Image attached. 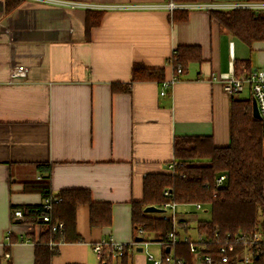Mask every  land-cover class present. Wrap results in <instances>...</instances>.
Wrapping results in <instances>:
<instances>
[{
    "label": "crops",
    "instance_id": "0c3cea01",
    "mask_svg": "<svg viewBox=\"0 0 264 264\" xmlns=\"http://www.w3.org/2000/svg\"><path fill=\"white\" fill-rule=\"evenodd\" d=\"M167 1L23 0L6 13L0 0V264H34L39 227L13 217V209L44 198L24 192L23 182L49 177L53 194L85 189L93 202L111 205V225L90 227L89 207L79 204L82 241L60 243L51 261L100 264L93 244L133 241L131 204L141 200L145 177L167 172L174 138L229 145L230 97L216 78L234 72L236 62L264 71V41L247 46L209 15L245 0H193L202 8L188 10L185 22L144 8ZM98 6L109 8L86 40V10ZM178 46H198L202 61L190 63L164 95L157 82L111 91L112 83H129L135 63L164 68L170 81L167 60ZM9 236L16 240L6 253ZM135 253L143 255L136 257L140 264L149 263L144 252Z\"/></svg>",
    "mask_w": 264,
    "mask_h": 264
},
{
    "label": "trees",
    "instance_id": "16d2710c",
    "mask_svg": "<svg viewBox=\"0 0 264 264\" xmlns=\"http://www.w3.org/2000/svg\"><path fill=\"white\" fill-rule=\"evenodd\" d=\"M22 1L4 0L5 12H11ZM172 1L193 2V0ZM102 15V10H86L84 24L86 40L90 38L91 29L99 25ZM209 15L222 29L247 46L253 42L264 41V11L240 8L209 10ZM187 19L188 11L183 9L174 10L170 16L172 22H185ZM201 61V50L198 46H178L173 50L167 63L174 74L177 69L183 74L190 63ZM242 64H244L243 70L240 69ZM235 65L236 76L242 71L249 73L251 70L248 61L236 62ZM163 81H165L164 68H146L135 63L131 67L129 83H112L111 91L129 92L133 83ZM229 97V145L216 147L210 137L174 138L173 160L168 162L175 164L174 172L145 177L141 200L131 204L134 235L136 229L142 228L145 233H153L156 239L164 238L171 231V222L162 221L158 214L145 213L143 209L146 206L168 202L176 205L200 204L208 207L209 220L197 222L196 229L211 238L214 235L219 236V239L232 238L240 233H250L258 228H264V121L252 117L250 93L247 98ZM37 167L47 172L50 168L46 164H38ZM222 175L225 176L224 180L220 185H216L217 178ZM22 185L24 192L38 193L43 198L58 199L57 202L52 201L50 211L43 209V204L18 208L22 213L21 220L32 225L39 224V231L34 237V264H51L52 258L58 253L60 243L82 241L75 227V209L79 204H86L89 207L90 227L111 225V205L93 202L88 190L69 189L53 194L49 177L23 182ZM165 192L168 194L166 195ZM46 215L50 217V221L38 223L39 219ZM57 223H62L63 227L53 231L52 228ZM15 240L12 236L8 237V245L4 248L6 253L9 252V245ZM133 242H137L136 236L133 237ZM113 262L131 264V256L124 252L119 261Z\"/></svg>",
    "mask_w": 264,
    "mask_h": 264
},
{
    "label": "built area",
    "instance_id": "2783aa9c",
    "mask_svg": "<svg viewBox=\"0 0 264 264\" xmlns=\"http://www.w3.org/2000/svg\"><path fill=\"white\" fill-rule=\"evenodd\" d=\"M39 2H50V0H32ZM56 3V1H52ZM62 3V2H61ZM70 5L71 3H62ZM109 7H96L91 10H106ZM145 9L165 10L172 13L174 10H192L202 8L197 4H181L168 0L163 5H149ZM250 9L253 11H264V0L257 2L232 4L224 6L221 10L230 9ZM169 59V58H168ZM180 69L170 81L162 82L161 95L166 93V89L180 75ZM221 83L224 91L228 96H238L244 90L248 89L252 100L256 102L257 111L261 121H264V71L260 69H252L249 73L242 71L238 76L234 72L221 74L216 78ZM264 146V140H263ZM175 164L168 163L165 169L168 173H173ZM225 176L222 175L216 180V185H220ZM167 195L168 193L165 192ZM52 201L57 202L55 198H44L43 207L50 211ZM161 210L159 218L162 221L171 222V231L164 238L150 240L145 237L142 228L136 229V238H141L140 242H131L127 245L114 242L110 237L102 239L98 243L92 245V250L97 254L100 264H112L113 261H119L127 252L131 255L136 252L137 247L142 249L144 257L149 264H264V228H258L250 233H240L232 238L219 239V236L208 237L206 233L199 232L196 229V239H191L187 233L188 224L185 221L177 220L176 208L178 205L172 202L153 205ZM196 210H201L202 205L193 206ZM13 217L22 219L20 210L13 211ZM50 217L48 215L39 219L38 223H48ZM39 225V224H37ZM63 224L57 223L52 230L62 229ZM155 246V252L149 251L150 247ZM126 248V249H125ZM8 257V254H5Z\"/></svg>",
    "mask_w": 264,
    "mask_h": 264
},
{
    "label": "rangeland",
    "instance_id": "374dc122",
    "mask_svg": "<svg viewBox=\"0 0 264 264\" xmlns=\"http://www.w3.org/2000/svg\"><path fill=\"white\" fill-rule=\"evenodd\" d=\"M249 0H245L244 3H248ZM249 95L248 89L244 90L238 95L239 98H247ZM177 220L185 221L188 224V229L186 235H188L192 240L196 239V225L199 221H207L210 218V210L208 207H203L201 210H196L193 206L178 205L176 208ZM155 214V213H153ZM135 236V235H134ZM146 238H150L148 234H145ZM152 239L154 236L151 237ZM149 251L155 252L156 248L152 245L148 249ZM134 257L131 258V264H140L136 257L143 256L142 254H136L135 252H130ZM112 264H116L113 262ZM149 264V263H148Z\"/></svg>",
    "mask_w": 264,
    "mask_h": 264
},
{
    "label": "water",
    "instance_id": "95a60500",
    "mask_svg": "<svg viewBox=\"0 0 264 264\" xmlns=\"http://www.w3.org/2000/svg\"><path fill=\"white\" fill-rule=\"evenodd\" d=\"M252 117H253L254 119H256V120H260V117H259V114H258V111H257V107H256V102H255L254 99L252 100ZM143 211H144L145 213H155V214L161 212L160 209L154 207L153 205L146 206V207L143 209ZM136 240H137V242H140V241H141V238L137 237ZM136 251H137V252H141L142 249H141L140 247H137Z\"/></svg>",
    "mask_w": 264,
    "mask_h": 264
},
{
    "label": "bare ground",
    "instance_id": "6f19581e",
    "mask_svg": "<svg viewBox=\"0 0 264 264\" xmlns=\"http://www.w3.org/2000/svg\"><path fill=\"white\" fill-rule=\"evenodd\" d=\"M173 76V75H172ZM46 175V174H45ZM59 204V203H58ZM23 208V207H22ZM44 209V208H43ZM23 211V210H22ZM34 214V213H33ZM28 222V221H27ZM30 222V221H29ZM61 237V236H60ZM8 252V251H7Z\"/></svg>",
    "mask_w": 264,
    "mask_h": 264
}]
</instances>
